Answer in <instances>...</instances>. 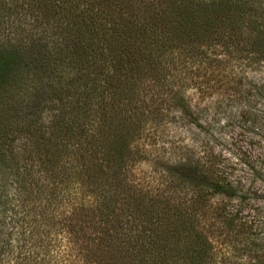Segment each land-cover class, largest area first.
Here are the masks:
<instances>
[{
    "label": "trees",
    "instance_id": "trees-1",
    "mask_svg": "<svg viewBox=\"0 0 264 264\" xmlns=\"http://www.w3.org/2000/svg\"><path fill=\"white\" fill-rule=\"evenodd\" d=\"M238 62L264 63V0H0L5 264H257L214 239L241 183L194 145L151 148L199 125L189 90L238 88L217 76Z\"/></svg>",
    "mask_w": 264,
    "mask_h": 264
},
{
    "label": "rangeland",
    "instance_id": "rangeland-1",
    "mask_svg": "<svg viewBox=\"0 0 264 264\" xmlns=\"http://www.w3.org/2000/svg\"><path fill=\"white\" fill-rule=\"evenodd\" d=\"M217 76L234 78L239 82L238 88L220 86L201 92L189 90L187 94L192 102L202 108L199 125L171 121L161 138L159 135L151 137V148L162 149L167 157V143L172 140L194 145L198 150L203 149L201 153L215 159L229 178L241 183L242 198L214 199L218 205L228 207L234 220L233 226L218 229L214 239L225 255L264 264V63L238 62L227 77L222 73ZM154 139H158L155 144ZM156 150L153 149L152 156L157 155ZM178 154L179 149L174 150L173 158ZM154 161L141 164L138 173L149 175ZM11 179L5 159L0 158V250L4 246L0 264H5V214L14 216L12 205L20 202L9 196L14 190ZM226 233L229 236L225 237Z\"/></svg>",
    "mask_w": 264,
    "mask_h": 264
}]
</instances>
